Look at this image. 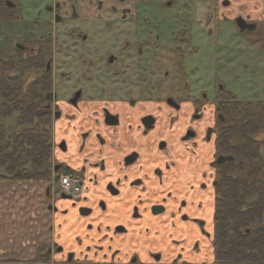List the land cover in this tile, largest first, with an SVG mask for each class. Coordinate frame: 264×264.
Returning <instances> with one entry per match:
<instances>
[{
    "label": "flooded vegetation",
    "instance_id": "1",
    "mask_svg": "<svg viewBox=\"0 0 264 264\" xmlns=\"http://www.w3.org/2000/svg\"><path fill=\"white\" fill-rule=\"evenodd\" d=\"M5 41L51 136L48 180L17 181L39 205L20 263L264 264V185L225 181L235 109L264 105V0H0Z\"/></svg>",
    "mask_w": 264,
    "mask_h": 264
},
{
    "label": "trees",
    "instance_id": "2",
    "mask_svg": "<svg viewBox=\"0 0 264 264\" xmlns=\"http://www.w3.org/2000/svg\"><path fill=\"white\" fill-rule=\"evenodd\" d=\"M0 53V167L4 168L6 174L0 175V180L11 181H41L48 180L51 164V136L44 126L45 121H36L37 105L41 93L42 81H37L29 86L24 85L20 78L19 55L10 56L6 61ZM29 64V61H26ZM8 70L15 71L14 75L8 74ZM40 82V84H39ZM40 85V86H39ZM39 86V87H38ZM235 109L236 116H239L237 125L234 126V135L240 141L233 148L234 160L228 163L232 166V175L225 181L233 184L242 190H248L249 195L260 193L261 186L264 185V160L258 153L260 142L254 139V133L264 128V105L257 109L248 110L249 122L244 123L243 113L240 106ZM236 107V108H237ZM14 113H17V128L14 133L7 138L2 123ZM247 137V142L242 138ZM234 188L233 191H236ZM241 198V196H240ZM226 223V222H225ZM256 222L250 221L248 226L251 232L247 235L248 244L252 245L258 241L255 237L257 229H254ZM247 224H243L245 226ZM241 227V226H240ZM253 232L256 234L254 235Z\"/></svg>",
    "mask_w": 264,
    "mask_h": 264
},
{
    "label": "rangeland",
    "instance_id": "3",
    "mask_svg": "<svg viewBox=\"0 0 264 264\" xmlns=\"http://www.w3.org/2000/svg\"><path fill=\"white\" fill-rule=\"evenodd\" d=\"M10 49L11 45L8 41L1 43L0 51L2 55L9 53ZM1 75L2 73L0 72V77ZM28 79H32V77H28ZM233 91L240 99H252V97L237 91L235 87ZM262 97L264 99V95ZM16 120L17 113H14L11 117L3 121L2 126L6 132L5 134L7 135V138L11 136L16 130ZM1 174H6L9 176L7 171L2 167H0V175ZM16 183L18 182H9L8 179H5L4 181L0 180V264H26L25 261L20 263V259L25 258L26 260L28 259L27 257L32 258L33 256V253L28 251L29 249H26V251L23 252L22 246L24 244L22 243V240L24 236H26V242L33 239L31 233L34 230L35 225L38 223V220L35 221L34 218L38 217L37 210L39 205L35 198L36 195L34 191H30L28 193L31 196L28 203L26 204L25 201L22 204V200H18L16 198L17 191L12 189L11 185H9ZM44 186L45 185L43 184V190ZM31 219L33 221H31ZM59 223L60 219L57 217V221L55 222V230L53 233L54 239L56 236L57 241L59 240V233L62 232ZM26 246L29 245L27 244Z\"/></svg>",
    "mask_w": 264,
    "mask_h": 264
},
{
    "label": "built area",
    "instance_id": "4",
    "mask_svg": "<svg viewBox=\"0 0 264 264\" xmlns=\"http://www.w3.org/2000/svg\"><path fill=\"white\" fill-rule=\"evenodd\" d=\"M60 187L64 192H76L78 190L77 181L70 175H64L60 179Z\"/></svg>",
    "mask_w": 264,
    "mask_h": 264
},
{
    "label": "crops",
    "instance_id": "5",
    "mask_svg": "<svg viewBox=\"0 0 264 264\" xmlns=\"http://www.w3.org/2000/svg\"><path fill=\"white\" fill-rule=\"evenodd\" d=\"M11 185V188L14 189L15 191H17V194H16V198L19 197V192L21 191L22 192V185H20L19 183H16V184H9Z\"/></svg>",
    "mask_w": 264,
    "mask_h": 264
}]
</instances>
